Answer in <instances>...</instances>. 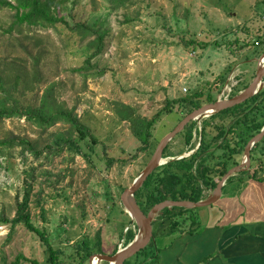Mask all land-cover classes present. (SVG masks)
I'll return each mask as SVG.
<instances>
[{
    "label": "rangeland",
    "instance_id": "374dc122",
    "mask_svg": "<svg viewBox=\"0 0 264 264\" xmlns=\"http://www.w3.org/2000/svg\"><path fill=\"white\" fill-rule=\"evenodd\" d=\"M53 2L70 27H11L14 9L0 5V81L21 77L20 88L29 89L27 104L38 106L49 96L72 110L97 142L92 151L82 142V152L89 153L85 157L63 142L55 144L68 135L66 123L41 127L25 114L2 117L0 140L8 143L0 146V217L14 218L18 203L28 195L34 224L69 246L64 264H78L70 245L83 237L93 245L99 240L104 254L126 246L120 236L127 219L120 195L152 155L140 150L134 119L153 118L168 100L206 91L221 75L226 76L218 94L224 93L222 97L251 82L264 52V0H132L120 7L110 0ZM77 23L84 25L78 29ZM102 34L104 49L95 54L92 41ZM169 108L152 126L150 146L156 147L186 111L177 101ZM126 112L130 117L124 119ZM204 118L196 119L191 144L181 135L168 142L173 155L163 156V164L195 151ZM236 128L235 134L241 132L242 126ZM215 133L206 129L202 142L213 147ZM71 134L77 138L76 132ZM190 214L197 217L194 211ZM128 227L137 234L135 224L123 232ZM147 250L155 252L156 247ZM19 255V264L46 258L40 238L22 223H0V264Z\"/></svg>",
    "mask_w": 264,
    "mask_h": 264
},
{
    "label": "trees",
    "instance_id": "16d2710c",
    "mask_svg": "<svg viewBox=\"0 0 264 264\" xmlns=\"http://www.w3.org/2000/svg\"><path fill=\"white\" fill-rule=\"evenodd\" d=\"M110 1L114 3L116 7H120L132 0ZM53 4V0H16V3H11L8 0H0V5L14 9V20L11 27L35 25L54 28L61 24L62 26L66 25L70 27L66 17L58 14L57 8L54 7ZM82 25L84 24L77 23L76 27L80 29L79 26ZM85 30L86 29H83L82 35L85 34ZM102 37L103 34L98 35L92 41V45L97 48L95 54L100 51L102 52L104 49L101 50V45L103 43ZM192 43H194V40H191V44ZM90 57L87 58L86 62L90 61ZM225 80L226 76L221 75L217 80L211 83L206 91L198 90L194 91L192 94L179 97L176 100H168L167 105L158 111L153 118L147 119L143 117L134 119L133 134L142 142L140 150L147 149L149 154H152L155 150V145L152 143L150 146L149 143L150 138H152L151 128L162 112L165 111L167 113L171 111V108H169L170 103L177 101L178 105L182 107L186 106V108H184L186 111L183 112L181 117L183 118L193 109L205 103L214 102L221 92ZM20 84L21 77L19 76H16L8 83H2L0 81V119L2 117L25 114L28 120L35 122L41 127H47L56 122L66 123L70 127L68 135L59 136V138L55 140V144L63 142L67 145L69 151H73L77 154L80 153L88 157L89 153L82 152L84 148L82 142L86 143L91 151L94 150V145L97 142V138L90 131L88 126H86L72 110L56 104L47 95L41 99L38 106L27 104L24 98L29 89H21ZM247 85L248 83L243 85L241 89L245 88ZM202 96H205V98H202ZM123 117L124 119L129 118L130 114L126 112L123 114ZM225 117L231 119L230 122H225ZM211 119H216L217 122H211ZM263 124L264 87L245 101L205 117L202 120V126L200 128V144L195 151L187 157L175 158L158 166L149 174L142 186L136 191L135 198L141 209L144 213H147L155 204L165 199L191 201L202 199L205 189L215 188L220 178L230 168L240 163L247 141L260 132ZM195 125L196 120H191L185 125L184 129L177 133V135L183 136L185 144H191ZM237 126H242V128L240 129L241 132L235 134L234 131L237 129ZM208 128L216 130V133L212 137V139L215 140L214 142H216L213 147L209 143L202 142L203 134ZM72 132L77 133V138L72 137ZM231 134L234 135L232 136ZM87 139H89L90 142L87 141ZM20 142L25 143V140L21 139ZM7 143V140H0V146ZM216 149H221L222 152L220 154H215L214 151ZM182 152L183 151H181V153ZM170 155L173 154H169L168 145H166L163 150V156ZM213 159L216 160L212 163ZM250 160L251 166L249 171H241L238 174H247L249 178L264 181V136L259 142L252 146L250 150ZM236 176L238 175L234 174L230 176L226 183ZM28 203L27 195L24 200L18 203L16 216L12 219L0 217V223H10L12 227L17 223H22L29 231L35 233L40 238L44 245L46 258L45 261L41 263L37 262V260H30L33 264H64L65 261L62 256L66 253V248L69 246H62L63 244H61V241L55 242L50 238L49 233L44 228L42 229L34 224L30 211L28 210ZM120 207L122 213H125L127 217V219L122 222L120 236L124 237V243L127 245L133 240L135 230L130 227H128L125 232H123V230L127 226L135 223L130 218L129 214L124 211L122 206ZM193 211L194 208H184L180 206L165 207L162 209L152 222L153 238L143 249L126 259L123 264H158V250L156 249L155 252L147 250L148 246L151 247L155 245L156 236L190 232V226L193 225V222H197L196 217L190 214V212ZM189 220L192 223L186 227L185 224ZM62 240L66 242V245H70L68 243L69 239L63 238ZM91 241L92 240L86 236L71 243L70 247L75 253L71 252L70 255L78 260V264L88 262L90 255L94 253L103 252L99 240L96 241L94 245ZM116 250L117 248L113 250V253H115ZM19 257L23 256L19 255L9 264H19Z\"/></svg>",
    "mask_w": 264,
    "mask_h": 264
},
{
    "label": "crops",
    "instance_id": "0c3cea01",
    "mask_svg": "<svg viewBox=\"0 0 264 264\" xmlns=\"http://www.w3.org/2000/svg\"><path fill=\"white\" fill-rule=\"evenodd\" d=\"M235 175L215 203L194 208L190 232L157 236L158 264H264V181Z\"/></svg>",
    "mask_w": 264,
    "mask_h": 264
},
{
    "label": "water",
    "instance_id": "95a60500",
    "mask_svg": "<svg viewBox=\"0 0 264 264\" xmlns=\"http://www.w3.org/2000/svg\"><path fill=\"white\" fill-rule=\"evenodd\" d=\"M263 61L264 52L257 60V68L254 77L244 89L240 90L238 93L227 99H220L217 97L214 102L206 103L193 109L191 112L187 113L171 131H169L160 139L144 168L133 180L132 184L129 187L125 188L120 195V202L125 212H127L130 218L134 221L138 230L137 234L134 236L133 240L129 242L124 248L117 249L113 254L94 253L90 255L89 264H95L94 259L97 261V264H100L102 261L108 262L109 264H123L126 259L130 258L139 250L143 249L153 238L152 222L162 209L172 206L196 208L213 204L221 196L223 185L230 176L241 171H249L251 166L250 150L252 146L255 143L259 142L264 136V124L260 132L255 134L247 141L244 147L243 158L240 163L230 168L220 178L215 188L207 197L202 198L198 201L165 199L155 204L147 213H144L135 198L136 191L142 186L143 182L146 180L149 174L165 162L163 157V150L168 142L173 137H175L177 133L184 129L185 125L189 121L196 120L202 117H208L220 110L241 103L262 89V87L264 86Z\"/></svg>",
    "mask_w": 264,
    "mask_h": 264
},
{
    "label": "built area",
    "instance_id": "2783aa9c",
    "mask_svg": "<svg viewBox=\"0 0 264 264\" xmlns=\"http://www.w3.org/2000/svg\"><path fill=\"white\" fill-rule=\"evenodd\" d=\"M230 91H231V90H230ZM230 91L228 92V96H224V97H222V95L224 94V93H222V94L219 95V98H220V99H227V98H229V97H230V95H229Z\"/></svg>",
    "mask_w": 264,
    "mask_h": 264
},
{
    "label": "bare ground",
    "instance_id": "6f19581e",
    "mask_svg": "<svg viewBox=\"0 0 264 264\" xmlns=\"http://www.w3.org/2000/svg\"><path fill=\"white\" fill-rule=\"evenodd\" d=\"M263 63H264V61H263ZM94 263L97 264V261L95 259H94Z\"/></svg>",
    "mask_w": 264,
    "mask_h": 264
}]
</instances>
